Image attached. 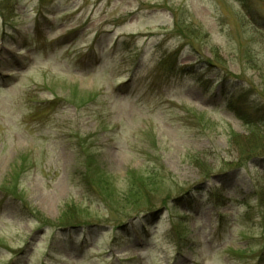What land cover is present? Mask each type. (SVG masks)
<instances>
[{"label":"rangeland","instance_id":"374dc122","mask_svg":"<svg viewBox=\"0 0 264 264\" xmlns=\"http://www.w3.org/2000/svg\"><path fill=\"white\" fill-rule=\"evenodd\" d=\"M264 0H0V264H264Z\"/></svg>","mask_w":264,"mask_h":264},{"label":"trees","instance_id":"16d2710c","mask_svg":"<svg viewBox=\"0 0 264 264\" xmlns=\"http://www.w3.org/2000/svg\"><path fill=\"white\" fill-rule=\"evenodd\" d=\"M250 130L258 140H264V122L262 127L258 124L252 125Z\"/></svg>","mask_w":264,"mask_h":264}]
</instances>
